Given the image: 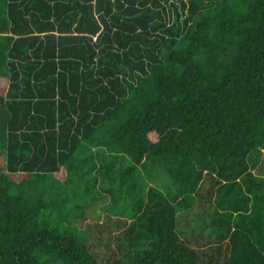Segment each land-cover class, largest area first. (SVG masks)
Segmentation results:
<instances>
[{"label":"trees","instance_id":"trees-1","mask_svg":"<svg viewBox=\"0 0 264 264\" xmlns=\"http://www.w3.org/2000/svg\"><path fill=\"white\" fill-rule=\"evenodd\" d=\"M2 81L0 264H264V0H0Z\"/></svg>","mask_w":264,"mask_h":264},{"label":"rangeland","instance_id":"rangeland-1","mask_svg":"<svg viewBox=\"0 0 264 264\" xmlns=\"http://www.w3.org/2000/svg\"><path fill=\"white\" fill-rule=\"evenodd\" d=\"M4 87H5L4 82L3 81L0 82V91H2L4 89ZM99 162L100 161L95 162V164H94L95 168L96 167H99L98 166ZM117 164H119V163H117ZM117 164H115V165H117ZM136 169H138V171H139V176H141L143 173H145V172H143L141 165L140 166L137 165ZM83 170H84V168H83ZM127 170H128V173H126ZM186 171L187 172L185 173V176L184 177H180L179 176L178 179H175V182H177V185H179V180H181L180 182H183L185 177L186 178H190L189 175L192 173L191 172V169L188 167ZM189 171L191 173H189ZM124 172L125 173L122 174V178L121 179H120L121 176H119V173L118 172H114L113 173L112 178L114 179L115 184H113L112 186H115L116 189H113L114 191L111 193V195L110 194H107V200L106 201H108L109 198H112L113 200L118 199V204H124V203L127 202V205L126 206H129V203H131L132 205L133 204L135 205V202H137V200L139 199V198H136V197H138L140 195V191H139V189H136V183H134V177H137V176L135 175V173L132 172V169H127V167H125ZM130 173H132V176L130 175ZM53 174L55 176H57L59 179H62V180H64L65 178H67V177L70 176L69 174L67 175V172H66V170L64 168H62L59 172H55ZM182 175H184V173H182ZM17 176H20V174H18ZM83 176H84V173H83ZM167 182H168L167 181V178L166 177H163L162 183H165L166 191L167 192L170 191L172 188H175L176 187V184L174 185V181H173V184H168ZM209 182L210 181H209L208 174H206V173L203 174L202 173V175H201V177L199 179V182H198L199 185H200L201 194H203V191H205V189L207 188V185L209 184ZM122 185H123V187H126V194H125V196L122 195L124 193V191H122V188H121ZM77 190L79 192L76 195V197H75L77 199V201L80 200L82 197H84L86 195L88 196L90 194V191H91V189L84 188V183H83L82 179H80L78 181V183H77ZM100 190L102 191V188H100ZM63 196H64V199H63L64 201L68 200V201L72 202L73 197L71 199L70 198H67L68 197V193L67 192H64L63 193ZM121 196H124L123 197L124 199ZM206 198L207 197L202 198V199L207 200ZM130 200H133V202H130ZM91 203H96L98 205L97 206V210H98V208L101 205L102 201L99 203V201L98 200L95 201V199L86 200L84 202V210L85 211H87V209L91 206ZM203 206L204 207H208V204L205 203V204H203ZM196 208H198V204L196 205ZM117 211H121V210H118L117 209ZM201 213L203 214V212H199L198 213V223L199 224H204V217L201 215ZM188 216H189V214L186 213V212L180 213L178 215V217H179L178 219L181 221V223L183 225L182 228H181V230H179L177 228V230L179 231L178 233H179V236L180 237H184L183 235L187 234V226L188 225H186V218ZM70 228L71 227L68 226V229H70ZM203 228L205 230V226Z\"/></svg>","mask_w":264,"mask_h":264},{"label":"crops","instance_id":"crops-1","mask_svg":"<svg viewBox=\"0 0 264 264\" xmlns=\"http://www.w3.org/2000/svg\"><path fill=\"white\" fill-rule=\"evenodd\" d=\"M211 198H213V196Z\"/></svg>","mask_w":264,"mask_h":264}]
</instances>
